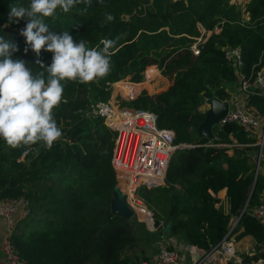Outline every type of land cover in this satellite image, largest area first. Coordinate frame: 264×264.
<instances>
[{
  "label": "trees",
  "instance_id": "1",
  "mask_svg": "<svg viewBox=\"0 0 264 264\" xmlns=\"http://www.w3.org/2000/svg\"><path fill=\"white\" fill-rule=\"evenodd\" d=\"M29 4L0 0V36L18 45L12 58L23 59L36 72L40 69L35 61L50 65L53 54L42 50L37 57L30 48L25 54L20 30L27 20L8 22L10 6ZM107 14L115 19L108 21ZM45 22L50 31H68L89 48H102L103 39H119L105 77L62 82L67 102L54 109L62 136L51 149L37 144L24 155V148L13 149L0 139V203L29 202V216L17 222L11 236L24 263L138 264L165 236L181 238L206 256L222 243L235 220L234 233L242 229L237 238L252 236L264 244V224L254 216L264 202V176L257 170L259 136L236 124L218 125L213 140L198 136L205 102L214 97L229 101L239 80L225 49H241L247 73L264 68V0H251L243 12L232 0H92L90 6L76 4L67 13L58 8ZM198 24L207 32L217 27L221 32L194 56L191 47L201 35ZM151 62L172 76L166 91L148 95L143 92L149 85L136 82L117 86L128 99L143 93L123 106L153 112L158 126L173 130L175 144L184 146L174 152L163 186L139 190L154 214L155 232L136 219L114 214L119 184L112 165L116 133L102 118L87 115L98 103L110 101V84L131 71L139 81ZM148 73L155 75L151 68ZM249 104L264 118V97L251 96ZM223 190L224 201L218 197ZM259 259L247 255L241 264Z\"/></svg>",
  "mask_w": 264,
  "mask_h": 264
},
{
  "label": "clouds",
  "instance_id": "2",
  "mask_svg": "<svg viewBox=\"0 0 264 264\" xmlns=\"http://www.w3.org/2000/svg\"><path fill=\"white\" fill-rule=\"evenodd\" d=\"M92 0H30L27 7L12 5L8 22L19 23L26 19L20 30L29 48L40 56L41 51L51 52L50 65L37 59L40 71L34 72L23 59H13L19 51L11 39L0 36V139L6 145L24 148V155L33 145L41 144L51 149L62 136L54 118V109L63 99L66 81L89 83L105 77L111 68V56L119 39H103L101 47L89 48L86 42H77L68 31L57 33L49 30L45 18L55 17L59 8L67 13L76 4L91 5ZM86 11V8H85ZM106 19L115 18L107 14Z\"/></svg>",
  "mask_w": 264,
  "mask_h": 264
},
{
  "label": "built area",
  "instance_id": "3",
  "mask_svg": "<svg viewBox=\"0 0 264 264\" xmlns=\"http://www.w3.org/2000/svg\"><path fill=\"white\" fill-rule=\"evenodd\" d=\"M245 21L244 18L243 22ZM198 28L201 35L195 39L191 47L194 56L200 55V46L207 39L221 32L218 27L214 32H207L201 24H198ZM225 59L229 65L237 69L240 89L246 98L243 104L229 102V111L219 126L236 124L247 133L258 135L261 139V151L257 158L259 162L264 146V118H259L251 108L249 98L254 95L264 97V68L258 69L256 66L252 72H245L240 48L225 49ZM87 115L92 119L102 118L107 127L116 133L112 165L118 176V188L120 184L124 185L123 193L126 203L134 215L146 221L145 223L150 228H155L154 214L139 197V190L142 187L152 189L165 184L171 158L178 147L175 144V132L171 129L160 128L157 116L149 110L121 107L116 97L108 102L98 103ZM29 214V202L25 199L0 203V218L6 220L9 227L8 233L0 242L8 264H25L18 255L11 236L17 222L27 218ZM254 216L264 224V202L254 210ZM231 233L232 231L206 256L198 257L195 254L197 258L194 256L191 264H203L206 260L214 259L217 254H223L227 260L225 264H229L232 259H235L234 241L229 240ZM138 264L149 263L142 261ZM158 264L185 263L177 250L164 247L159 251ZM252 264H264V259L254 261Z\"/></svg>",
  "mask_w": 264,
  "mask_h": 264
},
{
  "label": "crops",
  "instance_id": "4",
  "mask_svg": "<svg viewBox=\"0 0 264 264\" xmlns=\"http://www.w3.org/2000/svg\"><path fill=\"white\" fill-rule=\"evenodd\" d=\"M232 1L234 2L238 1V3H241L242 9L245 10V6L248 3H250L251 0H232ZM171 85L172 83L171 84L169 83L166 87L160 88V92L166 91ZM230 91H231L230 92L231 97L230 100L227 102H231L232 104L244 103L246 97L241 92L239 81L237 82L236 85H233L232 90ZM259 144H261L260 137H259ZM229 154L232 155V152H229ZM259 162L260 163H258L257 160L258 171H260L261 174L264 176V146H263V154L262 156H260ZM218 197L220 200L224 201L226 199V190L221 191ZM133 218H135V216ZM139 224L146 226L147 230H149L150 232L156 231V228H150L146 223H139ZM237 224H238V220L233 221L231 227L232 233L229 236V240L234 241L233 244L235 247V259H232L229 264H241L244 257L247 255L249 256L257 255L260 256V259H264L262 255L264 254V244H258L257 241L252 236L237 238V236L242 232V229H240L234 233ZM8 231H9V227L6 220L0 218V242L3 239V237L8 233ZM164 247L173 248L177 250L179 254L183 257L185 264H191L194 260V256L196 257V255L200 254L195 247L186 244L185 241L182 240L181 238L165 236L155 245L154 251L152 250L145 251V256H146L145 261H147L149 264H158L159 251ZM226 262L227 260L223 254H217L214 259L206 260L203 264H225ZM0 264H8L4 258L1 247H0Z\"/></svg>",
  "mask_w": 264,
  "mask_h": 264
},
{
  "label": "water",
  "instance_id": "5",
  "mask_svg": "<svg viewBox=\"0 0 264 264\" xmlns=\"http://www.w3.org/2000/svg\"><path fill=\"white\" fill-rule=\"evenodd\" d=\"M207 103L208 109L205 112V119L203 123L198 128V136L199 138H208L209 140H213L214 130L226 117L230 108V103L227 101H221L217 97L209 99ZM181 148H184V146H178L175 151ZM114 194L115 198L112 205L114 214L122 217L125 220H131L135 215L127 205L124 193L121 192L119 188H116ZM170 229L171 226L167 225L165 232H170ZM198 257H201V255L199 254Z\"/></svg>",
  "mask_w": 264,
  "mask_h": 264
},
{
  "label": "rangeland",
  "instance_id": "6",
  "mask_svg": "<svg viewBox=\"0 0 264 264\" xmlns=\"http://www.w3.org/2000/svg\"><path fill=\"white\" fill-rule=\"evenodd\" d=\"M239 8L240 10H242V12L244 11V9H242V4L241 3H238V1L234 2ZM151 67L147 68L145 71H143L141 73V78L139 81H137L135 78L136 76V73L131 71L129 72L128 74H126L120 81L116 82V83H113L110 87V91H111V98L110 100L113 98V97H116V100L117 102L119 103V105L121 107H124L123 105L124 104H129L131 103L132 101H134L135 99H137L139 96L143 95V93L145 94H148V95H154V94H158L160 93V88H163V87H166L169 83L171 84L172 83V76H169V75H165L164 72V68L161 67V65L158 63H155V62H151ZM151 68V71H154L155 73L158 72V75H153V74H149L148 73V70ZM136 84H148V88L149 90L147 91H144L143 93H139L138 95H135L134 97H131V98H125L123 95H121L119 92H118V86L119 83L122 84V83H135ZM138 82V83H137ZM162 90V89H161ZM125 107H128L129 106H125ZM208 109V103L205 102V105L203 106V110L206 112ZM120 191L123 192V189H124V185L123 184H120ZM132 219H136L138 220L137 222L138 223H145L146 221H143L142 219L138 218L137 216H135V218H132ZM147 224V223H146ZM150 224V223H149ZM151 225V224H150Z\"/></svg>",
  "mask_w": 264,
  "mask_h": 264
},
{
  "label": "bare ground",
  "instance_id": "7",
  "mask_svg": "<svg viewBox=\"0 0 264 264\" xmlns=\"http://www.w3.org/2000/svg\"><path fill=\"white\" fill-rule=\"evenodd\" d=\"M155 75H158V72H157V73H155Z\"/></svg>",
  "mask_w": 264,
  "mask_h": 264
}]
</instances>
